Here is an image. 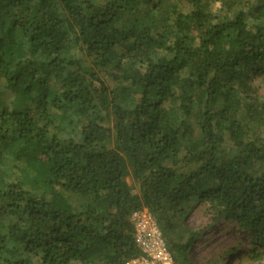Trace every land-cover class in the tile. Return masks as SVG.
<instances>
[{
  "label": "trees",
  "instance_id": "obj_1",
  "mask_svg": "<svg viewBox=\"0 0 264 264\" xmlns=\"http://www.w3.org/2000/svg\"><path fill=\"white\" fill-rule=\"evenodd\" d=\"M144 208L264 264V0H0V264H127Z\"/></svg>",
  "mask_w": 264,
  "mask_h": 264
},
{
  "label": "rangeland",
  "instance_id": "obj_2",
  "mask_svg": "<svg viewBox=\"0 0 264 264\" xmlns=\"http://www.w3.org/2000/svg\"><path fill=\"white\" fill-rule=\"evenodd\" d=\"M127 180L129 184L135 185L131 177ZM209 221L208 218L204 217L199 207L190 212L185 219L186 225L192 229L202 228L209 224ZM203 236H205L204 239L209 240H202L205 242L199 243L198 247L191 251L190 254L193 264H202L203 260L216 252H220L231 244L239 243L241 247H247L249 245L248 234L237 230L233 223H224L219 227L213 228L211 233L208 231L207 234ZM240 252L241 251L236 252L231 258L227 257L224 264H238L236 258Z\"/></svg>",
  "mask_w": 264,
  "mask_h": 264
},
{
  "label": "built area",
  "instance_id": "obj_3",
  "mask_svg": "<svg viewBox=\"0 0 264 264\" xmlns=\"http://www.w3.org/2000/svg\"><path fill=\"white\" fill-rule=\"evenodd\" d=\"M131 221L135 230V243L142 254L127 264H173L166 241L151 212L146 208L137 211L133 213Z\"/></svg>",
  "mask_w": 264,
  "mask_h": 264
}]
</instances>
